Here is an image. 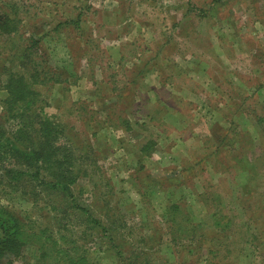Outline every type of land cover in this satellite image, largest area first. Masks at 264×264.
Returning <instances> with one entry per match:
<instances>
[{
	"label": "rangeland",
	"instance_id": "rangeland-1",
	"mask_svg": "<svg viewBox=\"0 0 264 264\" xmlns=\"http://www.w3.org/2000/svg\"><path fill=\"white\" fill-rule=\"evenodd\" d=\"M4 11L19 34L0 54L39 39L59 81L35 89L81 168L67 217L61 199L0 185V205L42 235L15 264H264V0H0Z\"/></svg>",
	"mask_w": 264,
	"mask_h": 264
},
{
	"label": "trees",
	"instance_id": "trees-1",
	"mask_svg": "<svg viewBox=\"0 0 264 264\" xmlns=\"http://www.w3.org/2000/svg\"><path fill=\"white\" fill-rule=\"evenodd\" d=\"M14 17L11 12L0 13V38L5 43L11 36L19 34V20H14ZM27 39V44L6 58L0 54V89L6 93V97L0 100L1 118L5 123L13 124L11 130L0 126V185L19 191L23 196L44 199L47 203L50 196L61 199L63 206H53V210L67 217L69 206H76L72 187L81 168L76 164L72 149L62 144L61 132L44 111L45 101L40 99L41 94L35 89L38 84L46 85L59 79L50 66L38 61L41 59L36 53L39 39L32 36ZM15 64L19 70H13ZM92 223L102 225L97 220ZM111 224L103 233L112 232L117 227ZM41 236L31 228V224H25L0 205V264H15L21 260L26 249ZM51 239L54 246L60 248L58 242L62 238ZM107 239L112 243V236H107ZM196 243L200 242L197 240ZM50 249L61 255L59 249ZM65 258L66 264H91L83 256L70 257L65 253Z\"/></svg>",
	"mask_w": 264,
	"mask_h": 264
}]
</instances>
